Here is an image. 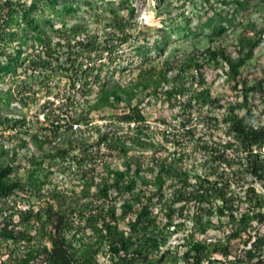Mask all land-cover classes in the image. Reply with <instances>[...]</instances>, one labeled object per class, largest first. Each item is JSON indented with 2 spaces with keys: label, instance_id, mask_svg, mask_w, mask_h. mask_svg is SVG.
<instances>
[{
  "label": "trees",
  "instance_id": "1",
  "mask_svg": "<svg viewBox=\"0 0 264 264\" xmlns=\"http://www.w3.org/2000/svg\"><path fill=\"white\" fill-rule=\"evenodd\" d=\"M50 1L55 8L70 10L66 3ZM1 10L0 19L3 18ZM133 14L134 11H130L129 15ZM30 23L44 51L43 56L38 55L37 60L31 59L30 63L45 70L54 63L67 75L68 87L75 88V93L63 96L55 120H50L51 113L48 106L45 107V118L36 128L32 124L27 130L24 117L0 114V122L14 131L10 134L12 147L0 144V217L4 216V211L9 212L0 222V240L3 241L0 244L7 251L0 264H93L97 262L95 256L100 247L95 248V245L100 243L107 244L115 264L138 261L165 264V257H169L171 264H177L178 253L170 254L169 249L161 247L167 242L170 229L185 230L186 225L173 224V219L185 216L192 202L195 207L192 226L183 236L187 246L181 256L184 263L264 264V193L257 192L254 185L245 187L243 193L228 191V179L223 178L224 173L218 171V166L207 167V159L201 162L200 170H192L191 164L182 166L185 153L181 151L179 138L196 135L198 146L211 159L238 164L242 172L264 183V106L262 121L258 122L249 103V93H259L264 102V79L256 84H244L245 111L235 112L231 106L223 118L225 134L236 142L231 139L223 144L217 142L214 151V146L203 140V133L197 132L196 124H192L189 117L191 109L202 108L213 100L207 87L195 86L204 83L202 63L195 59L179 64L171 76L161 71L159 78L153 81L159 89L156 91H160L170 107L178 103L184 105L179 114L182 134L150 129L138 106H130L133 95L128 94L130 90L126 88L121 90L128 94L130 109L116 114V120L97 124L89 114L91 105L85 103L81 95L91 83L88 75L96 69L95 75L99 77L96 61L101 57H97V51L105 55L108 42L89 35L82 22L52 25L53 34L33 21ZM113 24L124 35H127L125 26H132V22L123 17L115 18ZM120 39L127 41V36ZM257 42H250L248 46L251 48ZM18 52L7 54V70L23 64ZM205 54L210 60H225L233 74L238 73L244 58H234L222 46L209 47ZM151 76L152 70L144 68L138 73L134 86L146 85ZM167 83L171 86L159 88ZM119 88L118 85L101 87L97 105L113 106L121 102L124 98ZM186 92L185 99L177 98ZM205 116L212 131L216 124ZM117 119L127 123L129 130L123 131L119 125L115 127ZM132 121L135 125L131 127ZM154 131L166 139L172 136L173 150H169L163 140L153 138ZM29 145L32 147L28 148ZM233 146L235 155L229 157L225 151ZM23 149L27 152L21 151ZM132 149H135L134 154H130ZM160 149H165V154L161 155ZM114 156L122 159L119 165L114 162ZM208 168L212 170L207 172ZM211 173L215 178L210 177ZM71 181L73 184L69 185ZM17 194L36 198L37 202L25 200V209L18 210L17 202L21 198H17ZM155 205H158L156 211ZM124 218L127 228L120 229L119 222ZM211 224L225 228V232L221 238L207 242L201 235ZM92 233L96 238L86 240ZM218 252L229 263L212 258ZM154 253L155 259L151 256Z\"/></svg>",
  "mask_w": 264,
  "mask_h": 264
},
{
  "label": "rangeland",
  "instance_id": "2",
  "mask_svg": "<svg viewBox=\"0 0 264 264\" xmlns=\"http://www.w3.org/2000/svg\"><path fill=\"white\" fill-rule=\"evenodd\" d=\"M57 3H66L70 6V10L55 8L50 0H0L3 17L0 19L1 115L24 117V125L28 130L32 124L34 128L41 124L45 118L43 109L48 106L51 113L50 120H55L63 96L74 94L75 88L68 87L67 75L56 68L54 63L48 70L30 63L31 59L36 61L38 55L44 54L42 43L35 29L30 26V22L37 23L50 33L54 30L52 25L55 27L63 22L66 24L82 22L86 24L89 35L99 41L108 42L105 55H100L101 50L97 51V57H101L96 61L100 70L99 77L95 75L96 69L89 74L91 83L88 88H84L81 95L84 101L86 100L85 103L91 105L89 114L93 123L101 124L108 119L113 120L116 114L130 109L127 95L132 92L133 99L130 106L137 105L146 116L148 123L157 126L165 122L167 127H170V132H175L176 135L182 134L184 130L179 114L184 105L178 103L173 108L170 107L168 101L162 98L160 91H156L159 89L155 88L153 81L159 78L161 71L171 76L176 72L179 64H184L188 59L194 62L195 59L202 63L204 78L202 85L195 84V86L207 87L213 100L202 108L196 107L190 110L191 123L196 124L197 132L203 133V140L214 146L213 151L217 148V142L223 144L227 139L236 142L231 135L225 134L223 118L227 112H230L231 106L235 112L245 111V106L242 104L244 84L248 86L264 79V0H57ZM132 10L134 14L130 16ZM148 16L153 20L149 22ZM120 17L132 22L131 27L125 26L127 35L121 33L113 24L114 19ZM134 23L137 26L133 25ZM125 36L127 41H122L120 38ZM255 40L258 42L250 48L248 44ZM218 46L231 52L234 58L244 57L237 74L231 72L225 60L220 58L218 61L210 60L205 54L209 47ZM17 52L23 64L17 69L12 67V70H7L5 63L7 54L15 55ZM170 65H174L173 68L170 69ZM144 68L152 70L149 82H146V85L134 86L138 73ZM113 85L120 86L119 92L124 99L113 106L97 105L101 87ZM162 86L168 87L171 84H162L159 88ZM121 88L129 89L130 92L127 94ZM187 94L188 92L177 98L183 100ZM249 100L252 111L258 116V122L262 121L264 102L261 95L249 93ZM48 101L49 103L46 104ZM205 114V117L212 120L217 118V121H210L216 124L212 131L203 118ZM115 122V127L119 125L118 128L121 130H127L128 126L125 122L118 119ZM10 134H14V131L1 121L0 144L12 147ZM152 136L163 140V144L168 145L169 150H173L172 136L168 135L166 139L157 131H154ZM179 138H181V151L184 150L185 153L181 160L182 166L188 167L191 164L192 170H200L201 162L207 159V167L211 164L218 166V171L224 173L223 178L228 179V191L243 193L245 187L254 185L257 192L264 193V183L254 179L249 173L242 172L238 164H230L224 159H211V156L198 146L196 135ZM30 147L32 146L29 145L28 148ZM21 151L24 152L25 149ZM134 151L135 149H132L130 154H134ZM225 153L233 157L234 146L228 148ZM160 154H165V149H160ZM113 159L118 165L122 162L119 157L114 156ZM211 170L208 168L207 172ZM212 174L214 173H211L210 177L213 179L215 177ZM68 184H73V181ZM165 194L169 196L166 188ZM16 197L21 198L17 202V208L21 211L25 209V200L37 202L36 198L32 199L23 194H17ZM218 202L220 203V200ZM193 203L186 208L185 216L173 219V224L182 222L186 225L185 230L170 229L168 240L161 247L162 250L169 249L170 254H174L175 251L178 253L177 264H188L184 263L181 256L187 248L183 236L192 226L193 209H195ZM153 208L156 211L158 205ZM7 214L9 212L4 211L5 217H0V222ZM119 227L127 228L126 218L120 220ZM224 230L225 228L211 224L201 237L207 242L215 241L224 235ZM94 238H96L95 234L92 233L86 240L91 241ZM0 239H2L1 235ZM97 245L100 246L97 247L95 256L97 262L93 264H115L109 256L107 244H96L95 248ZM6 255V249L0 244V259ZM151 256L155 259L156 253ZM213 257L229 263L228 259L223 258L219 252L214 253ZM163 262L171 264L169 257H165ZM136 264L144 263L138 261ZM203 264H207V261Z\"/></svg>",
  "mask_w": 264,
  "mask_h": 264
},
{
  "label": "built area",
  "instance_id": "3",
  "mask_svg": "<svg viewBox=\"0 0 264 264\" xmlns=\"http://www.w3.org/2000/svg\"><path fill=\"white\" fill-rule=\"evenodd\" d=\"M146 125L147 126H149V128L150 129H155V128H157V129H161V130H166L167 132H170L171 131V129H170V127H167V125H166V123L165 122H161V123H159V124H157V126H153V124H150V123H148V121L146 120ZM127 124V123H126ZM135 125V122L134 121H132V122H130V126L132 127V126H134ZM127 126H128V124H127ZM127 129H128V127H127Z\"/></svg>",
  "mask_w": 264,
  "mask_h": 264
},
{
  "label": "bare ground",
  "instance_id": "4",
  "mask_svg": "<svg viewBox=\"0 0 264 264\" xmlns=\"http://www.w3.org/2000/svg\"><path fill=\"white\" fill-rule=\"evenodd\" d=\"M148 18V21L150 22L151 20H153V18L152 17H147Z\"/></svg>",
  "mask_w": 264,
  "mask_h": 264
}]
</instances>
